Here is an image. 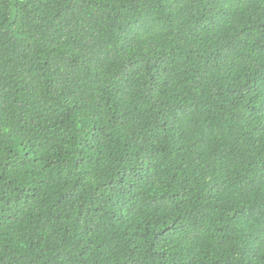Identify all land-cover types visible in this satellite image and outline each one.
<instances>
[{"label":"trees","instance_id":"trees-1","mask_svg":"<svg viewBox=\"0 0 264 264\" xmlns=\"http://www.w3.org/2000/svg\"><path fill=\"white\" fill-rule=\"evenodd\" d=\"M0 264H264V0H0Z\"/></svg>","mask_w":264,"mask_h":264}]
</instances>
